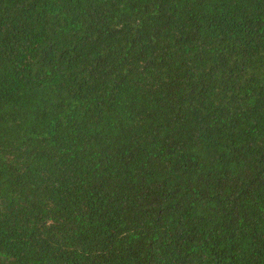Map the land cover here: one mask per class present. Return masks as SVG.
Segmentation results:
<instances>
[{
    "label": "trees",
    "instance_id": "1",
    "mask_svg": "<svg viewBox=\"0 0 264 264\" xmlns=\"http://www.w3.org/2000/svg\"><path fill=\"white\" fill-rule=\"evenodd\" d=\"M0 264H264V0H0Z\"/></svg>",
    "mask_w": 264,
    "mask_h": 264
}]
</instances>
